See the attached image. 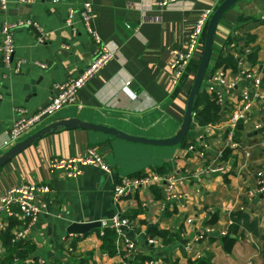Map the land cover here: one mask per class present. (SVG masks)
<instances>
[{"label":"crops","instance_id":"obj_1","mask_svg":"<svg viewBox=\"0 0 264 264\" xmlns=\"http://www.w3.org/2000/svg\"><path fill=\"white\" fill-rule=\"evenodd\" d=\"M8 1L7 12L0 10V45L5 20L30 25L15 32L16 52L10 68L0 53V156L16 145L6 146L16 110L26 108L34 113L45 108L58 94L59 84L78 77L93 61L98 46L81 17L86 3L92 6L90 29L103 43L116 48L117 55L87 83L77 104L48 118L19 142L70 119L151 140H168L178 133L195 74L183 87L176 86L170 69L171 51L183 46L203 12L223 0H186L167 9L159 6V0ZM71 12L73 26H68ZM262 14L264 0H243L231 9L218 26L210 66L213 68L226 51L228 39L242 27L256 37L254 46L259 48V64L252 68L244 62L245 69L261 77L264 90ZM17 61L24 62L18 75L14 73ZM228 77L234 86L223 91L227 103L222 107H226L222 120L204 127L191 124L186 139L197 150L204 144L209 146L204 158L189 152L190 146L155 147L99 131L59 128L0 168V197L11 188L33 183L48 185L54 191L40 201L47 208L27 239L35 248L31 255L49 264H122L120 253L109 256L102 250V227L86 235L70 236L67 232L74 223H102L121 212L131 221L123 239L117 240L121 251L128 239L138 253L157 264H190L200 259L211 264H264V192L254 193L258 171L264 165V108L257 101L251 104L250 113L236 130L240 149L226 147L228 123L240 106L241 94L253 89L250 80L233 81L231 71ZM90 150L104 157L111 174L85 167L78 178H68L51 168L53 160L86 156ZM159 169L165 170L163 175L188 174L175 198L162 183L141 188L129 201L117 203L114 189L121 179ZM237 210L257 220L260 235L246 233L227 251L220 232L229 229L228 222ZM211 226L215 232L197 241ZM6 230H0L4 254L2 232ZM15 230L16 225L10 227L11 234ZM155 230L166 231L178 240L168 245L162 237L150 236Z\"/></svg>","mask_w":264,"mask_h":264},{"label":"built area","instance_id":"obj_2","mask_svg":"<svg viewBox=\"0 0 264 264\" xmlns=\"http://www.w3.org/2000/svg\"><path fill=\"white\" fill-rule=\"evenodd\" d=\"M186 0H159L158 4L161 8L167 9L178 3L184 2ZM9 8L8 0H0V10L7 12ZM217 7L208 9L201 14L198 18L196 25L189 34L188 38L184 42L181 48H176L171 51L172 62L170 69L173 75V83L176 86H180L184 76L194 61L200 59L204 40L206 27L214 14ZM81 17L86 25L88 33L92 36L94 42L98 46V50L93 56V61L88 66V68L82 72L78 77L69 79L68 81L58 85V94L52 100V102L45 108H42L34 113H31L26 108H18L16 110L17 119L13 123V127L10 131L8 142L6 146H12L17 144L25 136L32 133L37 127H39L45 120L55 116L57 113L63 109L73 106L78 103L79 95L87 83L94 78L100 71L117 55L116 48H112L108 44L102 42L100 37L93 32L89 24L92 20V6L89 3L84 5L83 11L81 12ZM74 13L69 14L67 25L73 26ZM261 22L264 24V14L260 17ZM30 25L29 22L24 24L23 22L11 23L5 20L1 26L2 44L0 45V53L3 56V60L7 68L14 62V56L16 52L15 44V32L18 28ZM44 41V38L39 40ZM238 59V64L240 67V74L234 76L233 81H238L241 79H247L253 82L252 90H245L241 94L239 104L240 106L235 110L230 122L228 123V130L226 133V147L232 150H239L241 144L236 141V130L240 121L245 120L250 113L251 104L257 101L264 108V90L262 88L261 77L253 71H247L245 69L244 61L239 60L238 55H235ZM24 62L17 61L14 67V73L16 75L22 72V67ZM42 68H46L45 64L41 65ZM228 71L219 69L210 77L206 78L203 84V88L207 90L210 94H216L218 104L221 107L226 105L227 100L223 94L224 89L233 88L234 84L228 82ZM230 72V71H229ZM130 85V82L127 84ZM196 114L193 113L192 124L195 126L197 122L195 120ZM259 125L257 128H260ZM209 146L204 144V146L197 150L194 145L188 148L189 152H193L200 158H204L209 151ZM220 157L223 156V152L219 154ZM246 156H250V152H246ZM94 167L100 171L111 174L112 170L106 163L104 157L93 151H88L86 156H75L68 159H57L51 162V168L54 171L64 172L68 178H78L82 175L83 168ZM258 182L257 188L254 190L256 194L264 192V165L258 171ZM187 176H176L174 174L160 175L153 171L146 172L141 177H131L123 178L117 183L114 189V198L117 203L123 201H129L132 194L141 188H147L154 184H165V188L171 198H175L177 195V188L182 186ZM53 189L48 185L43 184H27L21 185L16 188H11L5 192L0 197V230H6L12 222L16 225V230L13 233V242L28 241L29 235L36 224L39 216L46 211L47 205L41 200L45 196H49L53 193ZM253 193L251 192L250 195ZM132 205V200L129 202ZM3 216V217H1ZM9 220V221H8ZM12 221V222H10ZM192 220H188L191 223ZM232 220H229L228 227L232 225ZM101 227L112 228L117 236L118 240L123 239L126 230L131 227V221L124 217L121 212L115 214L112 218L101 223ZM215 232L213 226L208 227L204 235H200L197 241L204 240L203 238H208ZM221 236L228 235V229H223L220 232ZM152 243V241H151ZM187 250L192 248L186 247ZM123 252H126L123 258L122 264H129L133 255L137 252V247L134 243L130 242L128 239L124 241ZM3 254L4 251L0 249V259L1 264H3ZM5 264H49V262L42 258H30L28 260L22 261L18 257H15L10 262ZM146 264H157L155 261H149ZM249 264H253L250 262Z\"/></svg>","mask_w":264,"mask_h":264},{"label":"trees","instance_id":"obj_3","mask_svg":"<svg viewBox=\"0 0 264 264\" xmlns=\"http://www.w3.org/2000/svg\"><path fill=\"white\" fill-rule=\"evenodd\" d=\"M256 42V37L244 30L242 27L236 31V34L228 39L226 51L223 52L218 58L213 66H210V70L208 71L207 78L210 75L214 74L217 70H229L231 71L233 76H237L240 74V67L238 64V59L235 55H238L239 60L248 62L252 68L257 67L259 64L258 61V53L259 48L254 46ZM198 60L194 61L189 69L187 70L184 79L181 83V87L186 83L191 74H195L197 71ZM264 68V65H262ZM260 68L259 70H263ZM263 83V81H262ZM263 88V84H262ZM226 110L222 108L217 101L216 94H208L205 89L202 88L201 93L198 95L194 113L196 114V122L199 126H207L211 124H217L222 120V114ZM194 125V124H192ZM183 146H191L186 141L183 143ZM159 174L165 172L164 169H159L156 171ZM144 175V174H143ZM136 176V177H141ZM163 175V174H162ZM156 187V186H153ZM127 218V217H125ZM128 219V218H127ZM130 220V219H129ZM232 225L228 229V235L224 236L222 242L227 251H230L236 244V242L246 233H252L255 236L260 235L259 226L257 220H253L250 215L243 211L237 210L233 215H231ZM215 221H211V224L214 225ZM14 223H12L5 232H2L4 238V248L6 249L5 254H3V264L10 262L15 257H18L20 260L25 261L30 258L35 259L31 254L34 253L35 248L29 241H19L13 242V233H10V227H13ZM100 239L102 241V250L107 253L109 256H115L120 253V255L124 258L126 252L121 251V249L117 246L118 236L116 232L112 228H105L101 231ZM151 237L160 236L164 239L166 244H172L177 241V237L162 230H155L150 233ZM264 238V237H263ZM179 242V241H178ZM151 258L146 255L140 254L136 252L135 258L128 262L129 264H135L140 262V264H145ZM61 264V263H56ZM84 264V262H83ZM190 264H211V261L208 259H200L194 262H190Z\"/></svg>","mask_w":264,"mask_h":264},{"label":"water","instance_id":"obj_4","mask_svg":"<svg viewBox=\"0 0 264 264\" xmlns=\"http://www.w3.org/2000/svg\"><path fill=\"white\" fill-rule=\"evenodd\" d=\"M243 0H223L216 8L214 14L212 15L205 32L204 46L200 59L198 60L197 71L195 73L193 85L191 87L189 98L187 102L186 112L183 118V122L178 133L171 139L168 140H151L145 138L131 137L123 134L119 131L109 129L103 126H98L90 123L81 122L78 119L63 120L52 124L34 135L26 138L24 141L19 142L14 147H12L8 152L0 156V168L4 167L13 158L22 153L29 146L34 144L36 141L41 139L43 136L49 133L57 131L59 128L66 130L73 129H86L91 131H99L111 134L123 140L150 145L155 147H178L182 146L186 141L189 134L192 116L195 109V104L198 95L201 93L205 79L207 78L208 71L210 70L211 60L213 57L215 37L219 24L224 19L225 15L238 5ZM101 222H91V223H74L68 228V233L70 236L86 235L95 230L101 229Z\"/></svg>","mask_w":264,"mask_h":264}]
</instances>
